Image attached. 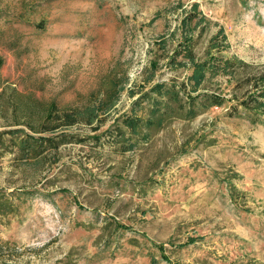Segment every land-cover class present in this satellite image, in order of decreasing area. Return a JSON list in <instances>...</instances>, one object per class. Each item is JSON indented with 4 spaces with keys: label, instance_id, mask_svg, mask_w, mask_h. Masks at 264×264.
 Here are the masks:
<instances>
[{
    "label": "rangeland",
    "instance_id": "374dc122",
    "mask_svg": "<svg viewBox=\"0 0 264 264\" xmlns=\"http://www.w3.org/2000/svg\"><path fill=\"white\" fill-rule=\"evenodd\" d=\"M193 1L194 54L215 40L211 52L232 57L230 73L198 90L226 100L146 139L139 128L123 149L114 119L146 116V101L132 110L140 84L189 71L169 57ZM219 26L224 36L211 38ZM263 76L264 0H0V130L31 131L28 99L81 108L117 95L98 128L68 125L67 141L40 159L17 157L0 135V261L264 264V108L238 102L264 100Z\"/></svg>",
    "mask_w": 264,
    "mask_h": 264
},
{
    "label": "trees",
    "instance_id": "16d2710c",
    "mask_svg": "<svg viewBox=\"0 0 264 264\" xmlns=\"http://www.w3.org/2000/svg\"><path fill=\"white\" fill-rule=\"evenodd\" d=\"M197 7L198 1H193L190 7L185 9V14L181 16L179 26L182 38L178 42L179 45L173 48L169 57L175 66L187 67L189 71L181 80L175 78L157 80L151 83L147 89H143V84H140V94L135 98L132 110L135 109V105L146 101V116L121 113L114 119V141L121 144L123 149L133 146L132 136L140 132L139 128L142 132L138 138L146 139L150 134L149 128L157 129L171 117L191 118L209 106L221 105L225 102L226 98L221 93L198 90L206 77L220 72L230 73L228 67L232 57L220 56L211 52L210 49L217 45L215 40L211 42L210 48L206 49L203 56L194 54L190 42L193 38V30L199 20L194 24L191 23L197 15ZM200 17H204V14H201ZM218 35L224 36L222 26H219L211 38L216 39ZM165 42L166 36H161L157 40V44L161 48H165ZM178 55L182 57L178 59ZM155 64L156 61H150L151 68H154ZM261 80H264V76L261 77ZM149 81L150 76L144 78V83ZM259 95L264 96V85L259 91ZM252 97L251 99L242 98L238 102L245 108H264V100L258 98L256 94H253ZM116 98V93L114 95L108 94L107 98L88 103L81 108H59L54 102L43 104L41 100L34 103L28 99V103L23 105L28 113L25 115L27 118L24 122L31 131L25 130L24 126H14L0 130V135L9 133V137L4 139L10 140L11 144L15 145L17 157L40 159L45 154L46 149L57 148L59 144L67 141L70 134L65 129L68 125L81 120L86 123L96 121L93 128H98L104 119V114L109 113L115 104ZM119 120L120 122H118ZM124 126L129 130V138L124 134ZM17 132H22L23 135L19 136ZM4 263V261H0V264Z\"/></svg>",
    "mask_w": 264,
    "mask_h": 264
}]
</instances>
